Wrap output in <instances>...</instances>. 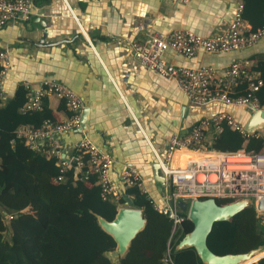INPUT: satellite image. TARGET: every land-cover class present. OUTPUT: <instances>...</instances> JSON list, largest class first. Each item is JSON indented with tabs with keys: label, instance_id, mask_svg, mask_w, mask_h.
Listing matches in <instances>:
<instances>
[{
	"label": "crops",
	"instance_id": "0c3cea01",
	"mask_svg": "<svg viewBox=\"0 0 264 264\" xmlns=\"http://www.w3.org/2000/svg\"><path fill=\"white\" fill-rule=\"evenodd\" d=\"M237 2L36 0L28 22L0 28V49L10 55L2 100L23 82L36 86L53 79L67 85L89 108L86 129L57 135L67 150L72 151L73 143L83 137L91 139L113 157V181L120 182L125 171L137 169L152 197L163 202L164 187L153 168L155 152L162 155L172 135L187 133L205 116L228 112L245 125L252 110L221 103L193 104L173 79L145 68L134 57L131 43L176 28L213 35L227 27ZM253 54H264V38L238 51H200L187 59L169 50L165 57L185 66H214L219 74L236 60H245L255 78H260L257 60L250 59ZM50 104L56 120H68L67 112L58 108L57 96H50Z\"/></svg>",
	"mask_w": 264,
	"mask_h": 264
},
{
	"label": "trees",
	"instance_id": "16d2710c",
	"mask_svg": "<svg viewBox=\"0 0 264 264\" xmlns=\"http://www.w3.org/2000/svg\"><path fill=\"white\" fill-rule=\"evenodd\" d=\"M243 15L251 31L263 28L264 0H244ZM250 59L257 60L255 69L263 82L254 96L264 105V54H253ZM2 69L0 63V72ZM239 81L232 96L248 92L246 78ZM50 96L43 98L41 109L23 112L27 90L20 83L10 98L0 100V264H207L194 247L177 249L193 229L188 218L173 231L172 220L157 210L138 187L124 189L119 198L108 195L104 199L95 174L82 177V170L74 163L62 172L57 156L26 144L18 134L21 126L40 127L46 120L58 122ZM59 99L58 108L67 112V119L71 118L73 113L65 99ZM208 144L220 151H264V132L246 138L224 123L222 132ZM124 194L132 197L133 207L142 209L146 225L127 252L114 262L108 253L116 249L117 242L102 228L98 216L113 220L125 204ZM217 200L219 204L233 201ZM7 230L10 241L4 239ZM208 246L219 255L264 248V223L254 206H246L229 220L215 222ZM257 256L239 264H248ZM251 264H264V257Z\"/></svg>",
	"mask_w": 264,
	"mask_h": 264
},
{
	"label": "built area",
	"instance_id": "2783aa9c",
	"mask_svg": "<svg viewBox=\"0 0 264 264\" xmlns=\"http://www.w3.org/2000/svg\"><path fill=\"white\" fill-rule=\"evenodd\" d=\"M36 0H0V28L10 22H28L35 12ZM187 3L189 0H171ZM244 0H238L227 27L213 35H201L185 28L167 32L156 31L144 41H133L134 57L148 70L173 79L182 94L193 104L206 106L221 103L235 107H246L252 111L264 110L255 91L262 85L249 71L248 61L236 60L224 74H219L214 66H185L169 61L165 53L169 50L190 59L198 52L221 53L238 51L252 47L264 38V27L251 31L244 18ZM0 100L5 97V81L9 69L10 55L7 49H0ZM243 77L248 81L247 94L232 96L231 92ZM27 90V101L22 111L39 110L43 98L55 95L65 99L73 115L65 121L46 120L42 126L23 125L18 134L28 146L36 151L58 157L61 171L72 163L82 170V177L95 174L101 186L104 199L108 195L119 198L123 190L136 186L154 206L170 218L173 231L187 218L178 205L180 200L213 197L216 199L238 200L249 198L257 216L264 223V209L259 202L264 200V151H220L209 147L222 132L226 123L248 138L255 133L248 132L228 112L205 116L197 121L185 134L170 137L162 155L155 152L160 164V173L166 178L163 202L155 200L147 189L143 177L137 169L123 173L120 182L112 180L110 170L114 163L111 154L87 137L73 143L72 151L58 139L57 135L74 131L81 127L84 103L80 96L67 85L53 79H44L34 86L22 83ZM211 133L210 142L207 141ZM170 248H168L169 254ZM167 258H170L169 255Z\"/></svg>",
	"mask_w": 264,
	"mask_h": 264
},
{
	"label": "water",
	"instance_id": "95a60500",
	"mask_svg": "<svg viewBox=\"0 0 264 264\" xmlns=\"http://www.w3.org/2000/svg\"><path fill=\"white\" fill-rule=\"evenodd\" d=\"M89 108H84L81 114V127L86 129V121ZM250 133L262 131L264 129V110H255L249 114L248 120L244 125ZM156 180L166 186V178L160 173V164L156 162L153 166ZM125 206L120 207L113 220H107L98 216L102 228L110 233L117 242L116 249L108 253L109 258L118 259L123 256L136 235L145 227L146 219L142 209L132 206L133 200L129 194H124ZM179 207L187 218L193 223V229L188 232L177 244V249L184 247H194L199 257L207 264H236L242 259L257 256L251 264L264 257V248L259 247L249 252L228 253L219 255L213 252L208 246V236L212 231L213 225L217 221L229 220L246 206L252 205L249 198H242L225 204H219L213 197L204 199H194L190 203L184 200L178 202ZM259 208L264 209V200L259 202Z\"/></svg>",
	"mask_w": 264,
	"mask_h": 264
},
{
	"label": "rangeland",
	"instance_id": "374dc122",
	"mask_svg": "<svg viewBox=\"0 0 264 264\" xmlns=\"http://www.w3.org/2000/svg\"><path fill=\"white\" fill-rule=\"evenodd\" d=\"M125 206V204L124 205H122L121 207H124ZM8 219H6V223L8 224ZM4 239H6V240H8V241H10L11 240V233H10V231L9 230H7L5 233H4ZM117 260L118 259H115V258H113V261L114 262H117Z\"/></svg>",
	"mask_w": 264,
	"mask_h": 264
},
{
	"label": "bare ground",
	"instance_id": "6f19581e",
	"mask_svg": "<svg viewBox=\"0 0 264 264\" xmlns=\"http://www.w3.org/2000/svg\"><path fill=\"white\" fill-rule=\"evenodd\" d=\"M252 258V257H251ZM250 258H248V259H246V260H249ZM246 260H241L240 262H238V263H236V264H239V263H241V262H244V261H246Z\"/></svg>",
	"mask_w": 264,
	"mask_h": 264
}]
</instances>
